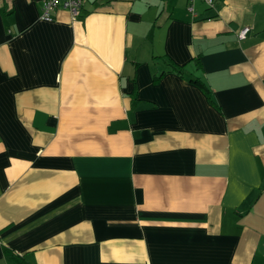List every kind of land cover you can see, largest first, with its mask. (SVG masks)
Instances as JSON below:
<instances>
[{"label":"crops","instance_id":"1","mask_svg":"<svg viewBox=\"0 0 264 264\" xmlns=\"http://www.w3.org/2000/svg\"><path fill=\"white\" fill-rule=\"evenodd\" d=\"M42 2L0 0V264H264V0Z\"/></svg>","mask_w":264,"mask_h":264},{"label":"built area","instance_id":"2","mask_svg":"<svg viewBox=\"0 0 264 264\" xmlns=\"http://www.w3.org/2000/svg\"><path fill=\"white\" fill-rule=\"evenodd\" d=\"M84 0H43L39 18L43 20H50L52 13L56 10L67 11L72 18H76L80 15V10L82 8ZM195 0H188L187 10L193 14V4ZM206 6L213 7L214 0H200ZM249 32L248 27H242L238 33V39H243Z\"/></svg>","mask_w":264,"mask_h":264},{"label":"trees","instance_id":"3","mask_svg":"<svg viewBox=\"0 0 264 264\" xmlns=\"http://www.w3.org/2000/svg\"><path fill=\"white\" fill-rule=\"evenodd\" d=\"M218 0H214V3L217 2ZM169 66L171 67L172 70L176 71V72H180V69L175 66L174 64L169 63ZM193 83H200L198 79H194L192 80Z\"/></svg>","mask_w":264,"mask_h":264}]
</instances>
